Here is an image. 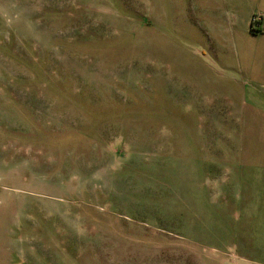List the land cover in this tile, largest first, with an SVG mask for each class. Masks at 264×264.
Wrapping results in <instances>:
<instances>
[{
    "label": "rangeland",
    "instance_id": "1",
    "mask_svg": "<svg viewBox=\"0 0 264 264\" xmlns=\"http://www.w3.org/2000/svg\"><path fill=\"white\" fill-rule=\"evenodd\" d=\"M254 2L0 0V264H264Z\"/></svg>",
    "mask_w": 264,
    "mask_h": 264
},
{
    "label": "crops",
    "instance_id": "2",
    "mask_svg": "<svg viewBox=\"0 0 264 264\" xmlns=\"http://www.w3.org/2000/svg\"><path fill=\"white\" fill-rule=\"evenodd\" d=\"M248 9L249 12L245 17L246 19L244 22L245 29L249 32L251 30V27L253 26V29L258 32L256 35L257 37L264 36V0H255L254 4ZM257 15H261L262 17V22L259 24V26L252 24L253 17Z\"/></svg>",
    "mask_w": 264,
    "mask_h": 264
},
{
    "label": "built area",
    "instance_id": "3",
    "mask_svg": "<svg viewBox=\"0 0 264 264\" xmlns=\"http://www.w3.org/2000/svg\"><path fill=\"white\" fill-rule=\"evenodd\" d=\"M259 20H260V19H258V18L255 16V17L253 18L252 22H253L254 25L259 26V24L261 23ZM258 21H259V22H258Z\"/></svg>",
    "mask_w": 264,
    "mask_h": 264
},
{
    "label": "trees",
    "instance_id": "4",
    "mask_svg": "<svg viewBox=\"0 0 264 264\" xmlns=\"http://www.w3.org/2000/svg\"><path fill=\"white\" fill-rule=\"evenodd\" d=\"M251 33L255 34V33H258V32L254 31V30H251Z\"/></svg>",
    "mask_w": 264,
    "mask_h": 264
}]
</instances>
